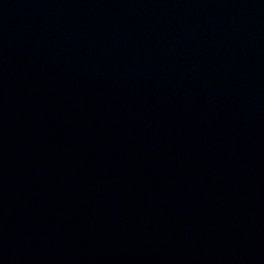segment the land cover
Masks as SVG:
<instances>
[{"label":"water","instance_id":"95a60500","mask_svg":"<svg viewBox=\"0 0 264 264\" xmlns=\"http://www.w3.org/2000/svg\"><path fill=\"white\" fill-rule=\"evenodd\" d=\"M0 264H264V0H0Z\"/></svg>","mask_w":264,"mask_h":264}]
</instances>
